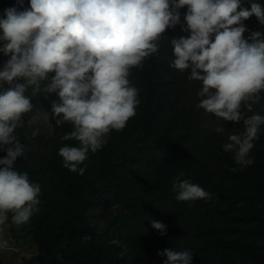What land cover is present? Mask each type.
I'll return each instance as SVG.
<instances>
[{
    "label": "clouds",
    "instance_id": "1",
    "mask_svg": "<svg viewBox=\"0 0 264 264\" xmlns=\"http://www.w3.org/2000/svg\"><path fill=\"white\" fill-rule=\"evenodd\" d=\"M240 5L241 0H30L25 10L6 9V18L0 19V41L5 42L2 51L11 57L0 71V85H8L0 88V146H8L0 159V226L9 213L12 223L21 225L39 211L40 185L14 167L25 156L26 145L13 133L32 111L31 98L58 95L59 102L52 104L56 125H72L63 139L79 142L63 146L59 155L65 168L83 175L85 169L79 165L88 152L101 149L111 131L123 130L135 116L139 90L130 82L131 69L158 51V41L180 22L179 10L185 6L184 30L190 35L171 39V67L191 69L189 80L202 81L198 108L224 121L243 119V132L229 135L223 151L234 152L238 165H251L249 153L264 116L243 118L241 108L251 111L248 102H257L264 91V39L256 31L251 34L253 42H247L242 21L255 15L264 25V7L252 2L249 11ZM50 73H55L51 79ZM35 122L33 117L29 123ZM215 131L223 134L225 128ZM173 191L178 201L211 199L188 180L174 183ZM152 227L165 234L163 223L153 220ZM110 243L120 245L115 239ZM8 247L0 235V249ZM157 254L167 257L165 264H192L189 251L165 249ZM119 255L122 258L125 251Z\"/></svg>",
    "mask_w": 264,
    "mask_h": 264
},
{
    "label": "trees",
    "instance_id": "2",
    "mask_svg": "<svg viewBox=\"0 0 264 264\" xmlns=\"http://www.w3.org/2000/svg\"><path fill=\"white\" fill-rule=\"evenodd\" d=\"M252 2L263 5L257 0H245L241 1L240 9L250 11ZM4 18L5 14L0 16V19ZM258 22L255 15L242 21L249 43L253 42L251 34L254 33L249 25L253 26ZM1 34L0 29V36ZM262 35L261 32V37ZM4 43L0 41V63L6 55L2 51ZM158 44V51L146 58L141 67L131 69L129 76L132 86L139 90L135 119H145L143 127L147 130L146 135L137 140L133 139V146L126 147L124 151L126 158H122L123 161H132L133 158V173L112 168L113 170H105L99 177L90 178V165L94 162L90 154H87L86 160L79 165L85 169L83 175L65 168L59 149L63 146L79 145L76 140L63 139L68 131L62 132L52 143L58 157L59 185L56 186L62 184V194L68 196L66 204H58L56 195H52V190H56L54 182L50 185L52 190H46L42 176L41 182L34 181V177L39 175L37 169H33L28 163L23 165V172L28 173L29 180L41 187L37 197L39 203L36 206L39 209L36 222L43 229L38 264H123L124 260L119 254L113 261L98 256L92 257L89 251L91 239H87L91 236L84 228V216L90 209L109 204L126 195H133V199L140 201L145 197L147 190L153 189L161 190L156 202L175 204L177 192L173 191V188L170 189L171 183L164 182L162 188L155 185L152 179L145 176L142 161L152 165L169 164L172 170L187 172L195 178L199 175L204 190L210 194L211 199H202L200 222L171 219L164 224V235L157 230L152 237L147 235L137 238V250L140 251V245L150 241L162 246L159 252L165 249L175 251L178 240L183 235L191 234L193 239L188 251L193 255L192 264L264 263V189L259 175L264 171V148H260L264 145V125L260 126L258 138L253 141L254 147L250 150L253 163L246 167L236 163L234 152L223 151V144L228 142V136L231 134L222 119L216 128L224 127L223 134L217 133L216 128H211L213 134L203 132L210 129L204 119V126L199 128L198 132L185 129L176 138L162 135L154 127L160 124L164 112L172 107L170 94L176 78L175 69L171 67L174 59L171 43L163 42L160 38ZM2 87L8 85L0 86ZM27 94L31 95V90ZM258 95L263 101L260 107L264 116V91ZM47 96L40 93L31 98L32 111L22 117L21 125L13 133L18 140L25 141L27 137H36L32 135L34 123L29 122L33 119L38 105L45 101ZM200 137L203 139L199 140ZM202 150H205V153H201ZM213 159L217 167L223 170L219 174L212 166H208V160ZM222 235L224 239L221 240L219 248L214 239ZM166 260V256L145 253L147 264H165Z\"/></svg>",
    "mask_w": 264,
    "mask_h": 264
},
{
    "label": "rangeland",
    "instance_id": "3",
    "mask_svg": "<svg viewBox=\"0 0 264 264\" xmlns=\"http://www.w3.org/2000/svg\"><path fill=\"white\" fill-rule=\"evenodd\" d=\"M28 1L30 2V0ZM257 1L262 2V6L264 7V0ZM29 2L23 0L22 2L0 0V16L5 14L6 9L12 7L17 8L18 11L25 10L30 7ZM179 12L180 22L175 27L166 29L161 37L163 42H170L172 38L179 36L186 37L190 35L189 31L184 30L187 28L184 19L187 12L186 6L181 8ZM249 27H251L253 32H262L261 39H264V25L258 22L253 26L249 25ZM1 33L3 35L2 29ZM243 38L246 41L249 39L245 35V32L243 33ZM10 57V54L3 56L0 63V71L3 70ZM54 74L51 73L49 79ZM190 74L191 69L182 72L175 70L174 75L176 80L174 81L172 93L170 94L172 107L164 112L162 121L154 127L162 135H170L176 138L185 129H192L198 132L200 130L199 128H203L204 126V119L207 121L210 129L203 132L213 134L211 128L215 129L217 123L221 120L214 114L197 107L202 99L197 93L202 89L203 85L201 81L189 80L188 77ZM201 74L203 75V73ZM54 102H59L56 93L49 94L46 100L38 105L34 113L36 122L33 127V131L37 132V135L36 137H27L25 141H20L26 145V152L25 156L18 158L14 165L15 170L21 173H23V165L26 163L33 169H37L36 171L39 175L34 177V181L41 182L40 178L42 176V183L44 182L43 186L46 190H52L50 185L53 182L55 186L59 185L57 179L59 174L57 169L58 157L54 152L52 143L62 132H71L73 130L70 124L56 125V121L53 118L54 113L52 112V104ZM248 103L251 104V111L247 107L242 106L241 113L243 118H249L255 114L263 116L260 107L263 105L262 100L259 99L255 103L249 101ZM46 115L49 116L48 119H45ZM135 118L136 116L130 118L123 130L111 131L107 136V143L101 149L95 153L88 152L94 160L90 165V178L91 176L99 177L105 170H113L112 168L133 173V158L132 161H123L122 158H126L124 151L126 147L133 146V139L137 140L142 138L147 132L143 127L145 119L140 118L136 120ZM225 122L230 134L243 132V119L239 123L232 121ZM198 139L201 140L203 137ZM6 147L8 146H0V159L6 156V151L4 150ZM260 148H264V145L260 146ZM201 153H205V150H202ZM249 157L252 159L253 155L249 153ZM141 164L145 176L152 179L155 185L160 186L159 188L164 187V182L171 183V189L174 183L178 184L184 180H188L204 189L202 179L199 175L195 178L187 172L172 170L169 164L153 163L154 165H152L147 161H142ZM208 166H212L215 171H218V174L223 171L217 167L214 159L211 161L208 160ZM259 175L261 177V186L264 189V171L260 172ZM62 192H64L62 184L59 187L56 186V190H52V195H56L57 203L61 205L66 204L68 199V196L65 197ZM159 193H161L159 189L147 190L144 193L145 197L140 201L133 199V195H126L121 199L111 201L109 204L90 209L85 214L83 223L84 228L91 236L89 251L92 257L95 258L98 256L99 258L113 261L117 254L125 251V255L122 257L124 260L123 264H147L145 261V253L157 254L162 246L147 241L143 245H140L141 248L139 251L135 247V240L142 236L149 235L152 237L156 234L157 230L152 227L153 220L163 224H166L171 219L175 221L187 219L200 222V205L202 204V199L190 201H178L176 199L175 204L156 202ZM11 216L12 214L9 213V220L3 226H0L3 228V232L0 235H3V238L9 242V247L6 250L0 249V263L38 264L39 244L41 237H43V229L36 222L37 211L33 212V215L27 223L21 225L12 223ZM113 239L119 240L120 245H112L110 241ZM192 239L191 234L187 236L183 235L178 240L175 251L183 252L191 249L190 242ZM222 239H224V235L214 239L219 248Z\"/></svg>",
    "mask_w": 264,
    "mask_h": 264
}]
</instances>
